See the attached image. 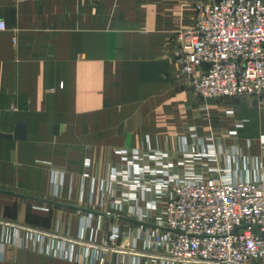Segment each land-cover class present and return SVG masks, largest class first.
I'll list each match as a JSON object with an SVG mask.
<instances>
[{
	"label": "crops",
	"instance_id": "1",
	"mask_svg": "<svg viewBox=\"0 0 264 264\" xmlns=\"http://www.w3.org/2000/svg\"><path fill=\"white\" fill-rule=\"evenodd\" d=\"M207 1L0 0V190L91 211L0 194V264H150L134 255L153 220L105 205L126 192L118 152L176 165L190 128L216 154L198 167L264 181V95L206 102L173 64ZM113 230L122 249L102 254Z\"/></svg>",
	"mask_w": 264,
	"mask_h": 264
},
{
	"label": "built area",
	"instance_id": "2",
	"mask_svg": "<svg viewBox=\"0 0 264 264\" xmlns=\"http://www.w3.org/2000/svg\"><path fill=\"white\" fill-rule=\"evenodd\" d=\"M195 10L194 27L177 36V75L190 78L193 94L206 101L262 96L264 0H208ZM6 31L0 20V32ZM189 133L192 142L176 165L157 152H118L126 169L112 178L126 192L105 205L154 224L139 230L136 242L144 248L134 256L150 264H264V181L236 180L229 168L198 167L216 160L208 150L212 137L194 128ZM120 237L113 230L100 252L122 249Z\"/></svg>",
	"mask_w": 264,
	"mask_h": 264
},
{
	"label": "water",
	"instance_id": "3",
	"mask_svg": "<svg viewBox=\"0 0 264 264\" xmlns=\"http://www.w3.org/2000/svg\"><path fill=\"white\" fill-rule=\"evenodd\" d=\"M26 137H27L26 136V126L24 124H19L17 126L14 138L16 140H25ZM0 138H11V137L10 136L0 135ZM0 194L11 196V197H15V198H19V199H25V200H30V201H34V202H39V203H43V204H47V205L69 207V208H74V209H78V210L91 212L89 210L79 209V208H75V207L59 204V203H56V202H53V201L44 200V199L34 198V197L23 195V194H18L16 192H12V191L0 190Z\"/></svg>",
	"mask_w": 264,
	"mask_h": 264
},
{
	"label": "rangeland",
	"instance_id": "4",
	"mask_svg": "<svg viewBox=\"0 0 264 264\" xmlns=\"http://www.w3.org/2000/svg\"><path fill=\"white\" fill-rule=\"evenodd\" d=\"M181 33H182V32H181ZM179 34H180V33H179ZM179 34H178V35H179ZM263 95H264V94H263ZM263 95H262V96H263ZM197 98H198V97H197ZM238 98H247V97H238ZM238 98H233V99H238ZM254 98H255V97H254ZM200 99H201V98H200ZM202 100H204V99H202ZM204 101H206V100H204ZM215 101H218V100H215ZM206 102H207V101H206Z\"/></svg>",
	"mask_w": 264,
	"mask_h": 264
}]
</instances>
